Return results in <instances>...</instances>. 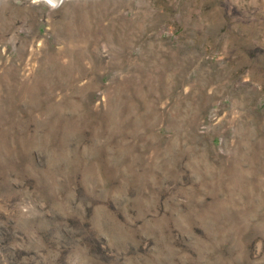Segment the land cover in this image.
I'll list each match as a JSON object with an SVG mask.
<instances>
[{
  "label": "rangeland",
  "instance_id": "obj_1",
  "mask_svg": "<svg viewBox=\"0 0 264 264\" xmlns=\"http://www.w3.org/2000/svg\"><path fill=\"white\" fill-rule=\"evenodd\" d=\"M0 264H264V0H0Z\"/></svg>",
  "mask_w": 264,
  "mask_h": 264
},
{
  "label": "bare ground",
  "instance_id": "obj_2",
  "mask_svg": "<svg viewBox=\"0 0 264 264\" xmlns=\"http://www.w3.org/2000/svg\"><path fill=\"white\" fill-rule=\"evenodd\" d=\"M48 1L52 2V0H48Z\"/></svg>",
  "mask_w": 264,
  "mask_h": 264
}]
</instances>
